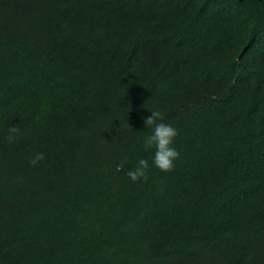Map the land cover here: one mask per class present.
<instances>
[{
  "label": "trees",
  "instance_id": "1",
  "mask_svg": "<svg viewBox=\"0 0 264 264\" xmlns=\"http://www.w3.org/2000/svg\"><path fill=\"white\" fill-rule=\"evenodd\" d=\"M0 264H264V0H0Z\"/></svg>",
  "mask_w": 264,
  "mask_h": 264
},
{
  "label": "clouds",
  "instance_id": "2",
  "mask_svg": "<svg viewBox=\"0 0 264 264\" xmlns=\"http://www.w3.org/2000/svg\"><path fill=\"white\" fill-rule=\"evenodd\" d=\"M150 115L143 117L144 125L149 131L142 137V147L145 151L152 150L151 164L148 159L139 158L134 168L127 172L132 181L147 178L150 167H155L161 172H171L180 153L175 145L178 136L177 128L170 122H166L163 113L159 109L148 111ZM15 133L16 129L9 130ZM10 139L12 136L9 137ZM44 158L43 153H36L31 163L35 165Z\"/></svg>",
  "mask_w": 264,
  "mask_h": 264
}]
</instances>
